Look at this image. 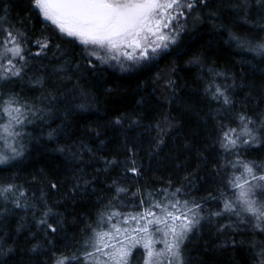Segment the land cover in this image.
Wrapping results in <instances>:
<instances>
[{
  "label": "trees",
  "instance_id": "trees-1",
  "mask_svg": "<svg viewBox=\"0 0 264 264\" xmlns=\"http://www.w3.org/2000/svg\"><path fill=\"white\" fill-rule=\"evenodd\" d=\"M234 2L211 0L212 9L219 6L218 16L211 20L207 18L209 9L200 11L198 22L188 18L184 23L182 17L184 30L168 51L150 62L122 69L89 57L83 46L65 42L70 38L52 35L46 28L49 23L35 11L29 12V0H0V17L27 31L33 38L27 47L33 53L38 51L36 38L52 36L46 55L30 58L23 81L0 82V91L19 92L44 107L37 99L41 89L28 81L43 77L47 84L52 67L67 60L72 76L68 87L79 79L87 93L80 97L77 92L75 99L69 97L71 102H57L46 122L36 120L27 125L24 131L30 135L23 138V154L0 164V185L22 186L36 206L25 213L9 204L11 212L0 216L2 246L14 249L0 255V264H51L52 251L57 255L60 250L75 252L89 236V226L96 227L100 215L107 211L105 206L116 195V186L127 190L119 197L123 205L113 201L117 205L114 210L123 213L139 210L135 205L141 198L147 199L148 192L155 196L163 189L171 193L182 188L181 200L199 202L204 209V219L190 234L191 242H186L192 264H244V249L218 247L233 235L216 231L218 225L229 222L227 217L209 221L208 214L221 209L222 202L202 199L209 194L219 196L225 177L219 171L225 162L220 158L222 150L214 144L216 121L224 113L217 115L220 105L205 93L212 75L207 69L224 73L215 77L217 83L235 85L229 89L235 102L230 111L245 110L254 117L264 111V57L247 51L230 36L253 43L264 40V30L256 26L264 10L251 0L249 23H245L243 12L228 7ZM196 57L203 63H190ZM81 103L83 108L76 107ZM61 148L65 151H59ZM130 148L136 152L139 174L127 171ZM242 155L264 163V146L246 149ZM106 161L117 163L106 168ZM48 208L52 210L48 222L58 231L46 235L37 221ZM21 224L24 226L17 231ZM250 238L247 233L235 235L237 241ZM34 246L36 251H32Z\"/></svg>",
  "mask_w": 264,
  "mask_h": 264
},
{
  "label": "snow or ice",
  "instance_id": "snow-or-ice-1",
  "mask_svg": "<svg viewBox=\"0 0 264 264\" xmlns=\"http://www.w3.org/2000/svg\"><path fill=\"white\" fill-rule=\"evenodd\" d=\"M255 4L264 10V0H255ZM228 7L238 14L243 12L244 22L249 23L251 0H235ZM202 9H209L207 18L210 20L218 16L219 6L212 9L211 0H29L28 5L29 12L35 11L43 21L49 22L46 28L52 35L71 38L66 43L78 41L86 48L89 57L101 63L115 61L121 67L125 61L133 65L150 62L158 50L176 44L184 30V23L188 18L198 22ZM182 17L184 23H181ZM27 19L30 22L31 16ZM20 24L23 25L24 21ZM256 26L264 30V17L256 22ZM230 36L241 47L246 46L247 51L264 57V40L253 43L235 34ZM32 43L33 38L27 31L8 23L6 17H0V82L12 84L23 81L30 58L46 55L52 36L36 38L34 43L38 51L35 53L27 47ZM59 47L56 44V48ZM88 63L91 66L92 60ZM190 63L203 62L196 57ZM67 64L65 60L53 66L47 84L43 77L29 79L28 83L33 88L41 89V96L37 99L45 104L44 107H38L19 92L0 91V142L6 150L0 151V164L23 154V138L30 135L24 131L27 125L36 120L46 122L57 102L69 101V97L75 99L77 92L80 97H86L79 79L68 87L72 76ZM76 67L79 68V65ZM207 71L212 75L206 81L205 93L220 105L217 115L224 113L216 121L214 144L222 150L220 158L225 162L219 165V171L224 172L225 177L224 190H219V196L209 194L202 199L220 200L223 204L221 209L208 214L210 222L212 218L223 217L229 221L216 227L217 233L233 234L218 247H240L247 254L244 264H264V163L247 160L242 155L246 149L264 146V111L255 117L245 110L230 111L235 109V102L229 89L235 85L217 83L215 77L224 76V73L211 67ZM76 107L83 108L84 104ZM116 123L119 124L120 120L117 119ZM49 138H52L51 132ZM129 151L132 158L127 171L139 174L134 158L136 152L134 148ZM116 163L106 161V168ZM113 185H116L115 180ZM51 187L56 188V185ZM126 191L116 186V195L105 206L107 211L100 215L96 227L89 226L90 234L81 247L70 254L60 250L57 255V251H52L51 264H192L186 254V242H191L190 234L204 219L201 203L181 200L182 188H176L171 193L163 189L155 196L148 192L147 199L141 198L135 205L139 209L135 212L114 210L117 205L113 201L123 205L119 197ZM9 204L25 213L36 207L29 202L22 186L14 183L0 185V216L11 212ZM50 214L52 210L48 208L37 221L46 235L49 231L53 234L58 231L48 222ZM35 215L34 211L33 217ZM23 226L19 225L17 231ZM244 233L251 238L235 239V235ZM2 241L3 238H0V255L14 251L12 247L5 250ZM32 251H36L35 246Z\"/></svg>",
  "mask_w": 264,
  "mask_h": 264
},
{
  "label": "rangeland",
  "instance_id": "rangeland-1",
  "mask_svg": "<svg viewBox=\"0 0 264 264\" xmlns=\"http://www.w3.org/2000/svg\"><path fill=\"white\" fill-rule=\"evenodd\" d=\"M41 18H42V17H41ZM45 22H47V21H45ZM47 23H49V22H47ZM70 39H71V38H70ZM76 43L79 44L78 41H77ZM79 45H80V44H79ZM173 45H174V44H170L169 47H168L167 49L158 50V54L155 56V58H157L158 56H160L162 53L168 51ZM81 46H82V45H81ZM83 47H84V46H83ZM84 48H85V47H84ZM108 63L111 64V65L117 66V67H119V68H122V69H123V68H133V67L137 66V65H133V64H131V62H128V61H125V62H124L123 67H121V65L118 64V63H116L115 61H109ZM142 63H144V62H142ZM142 63H140V64H142ZM138 65H139V64H138ZM0 151H6V150L3 148V144H2V142H1V149H0Z\"/></svg>",
  "mask_w": 264,
  "mask_h": 264
}]
</instances>
